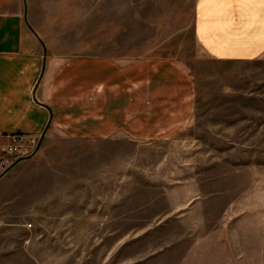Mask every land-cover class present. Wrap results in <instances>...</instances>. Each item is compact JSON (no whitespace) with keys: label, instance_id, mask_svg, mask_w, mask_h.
Listing matches in <instances>:
<instances>
[{"label":"rangeland","instance_id":"rangeland-1","mask_svg":"<svg viewBox=\"0 0 264 264\" xmlns=\"http://www.w3.org/2000/svg\"><path fill=\"white\" fill-rule=\"evenodd\" d=\"M197 2L29 1L53 61L169 59L195 110L169 136H39L0 180V264H264V56L210 57Z\"/></svg>","mask_w":264,"mask_h":264},{"label":"crops","instance_id":"crops-1","mask_svg":"<svg viewBox=\"0 0 264 264\" xmlns=\"http://www.w3.org/2000/svg\"><path fill=\"white\" fill-rule=\"evenodd\" d=\"M29 1L0 0V152L15 134L169 136L188 124L195 91L183 67L99 56L55 62L30 20ZM195 32L216 60L257 59L264 56V3L198 0Z\"/></svg>","mask_w":264,"mask_h":264},{"label":"built area","instance_id":"built-area-1","mask_svg":"<svg viewBox=\"0 0 264 264\" xmlns=\"http://www.w3.org/2000/svg\"><path fill=\"white\" fill-rule=\"evenodd\" d=\"M39 136L15 134L10 136L11 142L0 152V176L15 162L33 155L37 150Z\"/></svg>","mask_w":264,"mask_h":264},{"label":"snow or ice","instance_id":"snow-or-ice-1","mask_svg":"<svg viewBox=\"0 0 264 264\" xmlns=\"http://www.w3.org/2000/svg\"><path fill=\"white\" fill-rule=\"evenodd\" d=\"M231 3L236 4L241 2V0H230ZM260 2L264 3V0H260Z\"/></svg>","mask_w":264,"mask_h":264}]
</instances>
